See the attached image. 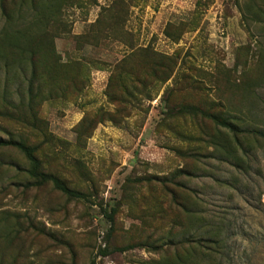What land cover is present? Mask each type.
<instances>
[{"label": "rangeland", "instance_id": "rangeland-1", "mask_svg": "<svg viewBox=\"0 0 264 264\" xmlns=\"http://www.w3.org/2000/svg\"><path fill=\"white\" fill-rule=\"evenodd\" d=\"M0 139V264H264V0H0Z\"/></svg>", "mask_w": 264, "mask_h": 264}, {"label": "trees", "instance_id": "trees-1", "mask_svg": "<svg viewBox=\"0 0 264 264\" xmlns=\"http://www.w3.org/2000/svg\"><path fill=\"white\" fill-rule=\"evenodd\" d=\"M8 15V14H7ZM45 26L41 25V27H37L36 29L30 30V31H15L12 33V36L7 38L5 40V43L8 47L16 50V51H24L26 52L28 49V44L34 43V35L40 36L41 33L38 32H44ZM30 67H31V79L29 80V95L31 97V103H34V98L36 96V79L37 75L39 74V68L40 65L38 63H35L33 59V53L30 51V57H29ZM179 114H190L195 116H201L203 118L209 119L212 121V123L219 129H223L228 131L230 134H232L236 139H239V137H247L254 133L263 135L262 132L250 130V129H242L241 126L237 124L238 119L235 117H222L217 114H212L208 111L203 110L202 108L196 107V106H183L178 110ZM0 147H12L15 148L17 151H19L24 158L29 163V169L26 171L29 178L33 181V183L28 184V188L31 187H40L43 185L50 184L52 187L59 193L63 194L67 198L71 200H77V201H89V196L85 193H82L80 191H76L71 189L67 186V184L59 179L56 176L44 173L42 171V165L40 160L36 156V150L26 145L23 142H15V141H5L0 139ZM103 214L108 219L110 224H114L115 222V215L116 210H111L109 213L107 210H103ZM134 246L122 249L120 251H127L129 249H133ZM110 254L109 250L105 248L104 250H101L100 255L101 256H108ZM91 264H95L93 261Z\"/></svg>", "mask_w": 264, "mask_h": 264}]
</instances>
